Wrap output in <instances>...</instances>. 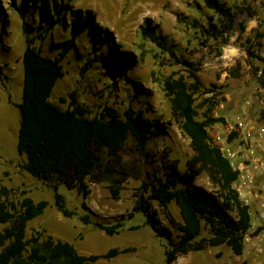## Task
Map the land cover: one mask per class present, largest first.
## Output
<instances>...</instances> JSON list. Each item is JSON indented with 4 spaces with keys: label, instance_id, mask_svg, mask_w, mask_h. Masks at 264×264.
I'll list each match as a JSON object with an SVG mask.
<instances>
[{
    "label": "rangeland",
    "instance_id": "obj_1",
    "mask_svg": "<svg viewBox=\"0 0 264 264\" xmlns=\"http://www.w3.org/2000/svg\"><path fill=\"white\" fill-rule=\"evenodd\" d=\"M222 2L232 7L238 22L247 27L238 39V26L228 43L207 39L201 33L197 22L206 25L211 18L217 22V16L203 0H0V187L11 188L15 201L25 196L37 202L48 201L44 213L28 223L29 237L31 232L42 231L73 243L82 255L130 248L96 264H166V248L171 238L177 239V232L163 208L151 201L161 225L170 229L162 235L147 223L144 212L133 210L135 194L140 197L144 193L143 182L151 185L157 178H165L166 165L174 162L179 171H184L186 161L193 155L190 138L173 115L165 80L183 76L192 83L197 119H204L206 113L225 118L208 129L221 146L228 141L227 125L238 118L254 127L264 125V87L253 75L243 46L255 31H264V0ZM24 23L35 45L50 57L59 56L64 43L75 38L74 47L62 61L65 75L54 87L50 98L53 104L67 109L75 92L77 100L93 111L92 116L105 108H114L120 114L129 110L156 132L151 133L146 152H141L132 140L127 143L124 158L141 179H128L119 199L113 198L106 181L88 178L91 193L87 198L76 189L59 186L67 207L77 213L71 218L59 211L52 186L24 169L26 158L18 152V104L23 98L22 57L26 49ZM147 25L167 38L176 56L188 60L191 67L178 63L146 37ZM261 41L263 46L255 50L264 56V37ZM238 62L241 76L234 77L230 71ZM253 64L263 66L260 60ZM197 184L211 188L204 175ZM149 194L150 191L145 196ZM170 209L180 219L174 203ZM86 214L90 217L88 224L82 220ZM96 222L107 226L121 222L122 227L118 233L108 235ZM4 227L0 225V229ZM222 250L223 256L206 258V264H244L246 257L235 254L230 246H222Z\"/></svg>",
    "mask_w": 264,
    "mask_h": 264
},
{
    "label": "trees",
    "instance_id": "obj_2",
    "mask_svg": "<svg viewBox=\"0 0 264 264\" xmlns=\"http://www.w3.org/2000/svg\"><path fill=\"white\" fill-rule=\"evenodd\" d=\"M203 1L217 16V22L214 18L209 19L206 25L197 22L205 38L228 43L238 26V39L241 38L247 27L238 22L237 12L232 7L222 0ZM21 15L24 17V12ZM24 32V86L22 102L18 104V152L26 158L24 169L52 186L56 205L66 217L77 213L67 207L64 195L59 192L60 185L76 189L87 198L91 193L88 178L95 182L106 181L113 198L119 199L128 179H141L136 168L124 158L127 143L132 140L141 152H146L151 133L156 132L129 110L120 114L114 108H105L100 114L92 116L93 111L77 100L75 92L71 94L73 98L67 109L53 104L50 98L54 87L65 75L62 61L74 47L75 38L64 43L59 56L50 57L35 45L27 23H24ZM144 34L158 47L168 51L178 63L191 67L188 60L176 56L169 40L155 33L149 25L144 27ZM254 35L247 37L243 46L253 75L264 87V56L255 50L263 46L261 38L264 31L257 30ZM255 60L263 62V66L254 65ZM230 73L240 77L241 63L238 62ZM193 77L197 81V76ZM165 90L171 100L174 117L190 138L193 155L186 161L184 171H179L174 162L166 165L165 178L159 177L151 185L143 182L144 193L140 197L135 194L133 210L144 212L147 223L158 235H162V232L169 233L170 229L161 225L159 213L152 209L151 201H157L163 208L166 219L177 232V239L171 238L170 247L166 248V264H173L191 251L222 244L242 255L244 238L251 228V214L249 205L234 186L241 173L208 131L211 125L224 122L225 118L206 113L204 119H197L195 90L183 76L176 79L168 77ZM236 135L237 132H232L228 139L231 141ZM203 175L208 178L211 188L197 184ZM149 191L150 194L145 196ZM172 203L178 207L180 219L171 211ZM47 206L48 201L37 202L30 196L15 201L11 188L0 187V225H5L0 229V264H96L102 259H111L130 251V248H111L102 255H82L73 243L42 231L27 237L28 223L42 215ZM133 216L131 213L130 217ZM82 220L90 223L89 215L82 216ZM95 224L108 235L118 233L122 227L121 222L111 226L101 222Z\"/></svg>",
    "mask_w": 264,
    "mask_h": 264
},
{
    "label": "crops",
    "instance_id": "obj_3",
    "mask_svg": "<svg viewBox=\"0 0 264 264\" xmlns=\"http://www.w3.org/2000/svg\"><path fill=\"white\" fill-rule=\"evenodd\" d=\"M261 126L254 127L250 125L251 129H253L256 134L255 136L257 137H258L257 130ZM259 141L261 143V147L259 149V158H260L261 163L262 162L264 163V136L260 137ZM232 163L235 168L240 170V173H241L239 179L235 182L234 186L238 189L244 201L249 205L250 207L249 210L251 214V228L247 234L251 236L252 238L250 242L248 243L245 242L244 253L239 256L246 257L244 264H251V263L262 264L263 259H264V207H263L264 190H261V186L264 183V171L260 165V162L251 163L250 161H243L240 157H237L236 163L234 162ZM249 171L255 177V184L253 186L246 185L245 179L243 177V174ZM63 216L66 217L64 214ZM67 218H71V217H67ZM31 235H32V232H31ZM205 235L207 236L208 234H205ZM27 237H29L28 234H27ZM222 246H228V245L222 244L219 246H210V247H207L199 251H191L189 253H186L180 256L178 260L174 262L173 264H178V262H182V264H206V258H209V259L211 257L219 258L223 256ZM216 264H220V263L216 261Z\"/></svg>",
    "mask_w": 264,
    "mask_h": 264
},
{
    "label": "built area",
    "instance_id": "obj_4",
    "mask_svg": "<svg viewBox=\"0 0 264 264\" xmlns=\"http://www.w3.org/2000/svg\"><path fill=\"white\" fill-rule=\"evenodd\" d=\"M227 127L229 135L232 132H237V135L233 140L230 141L228 139V141L221 146L223 154L231 161V163H236L237 157H240L243 161H250L251 163L260 162V165L264 171V163H261L259 158V149L261 147L259 138L264 136V126H261L257 130L258 137L255 136L256 134L254 130L251 129L250 124L240 118H238L234 123L228 124ZM243 177L245 179L246 185L253 186L255 184V177L250 171L243 174ZM261 190H264V183L261 186ZM251 238V236L246 234L244 242H250ZM262 264H264V259Z\"/></svg>",
    "mask_w": 264,
    "mask_h": 264
}]
</instances>
